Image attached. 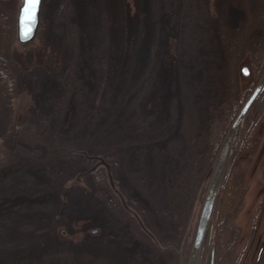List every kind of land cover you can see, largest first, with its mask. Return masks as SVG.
<instances>
[{"label":"rangeland","instance_id":"374dc122","mask_svg":"<svg viewBox=\"0 0 264 264\" xmlns=\"http://www.w3.org/2000/svg\"><path fill=\"white\" fill-rule=\"evenodd\" d=\"M21 4L0 0V264H177L204 204L180 170L209 144L206 99L225 85L250 96L264 78V0H43L27 44ZM262 112L264 91L231 157ZM234 161L248 233L264 210V134Z\"/></svg>","mask_w":264,"mask_h":264},{"label":"trees","instance_id":"16d2710c","mask_svg":"<svg viewBox=\"0 0 264 264\" xmlns=\"http://www.w3.org/2000/svg\"><path fill=\"white\" fill-rule=\"evenodd\" d=\"M253 59L255 62L254 67L256 70V77V73L260 75V73L264 71V49L254 53ZM169 77L167 80H170ZM225 86L229 88V91L226 94V98L223 97L218 105L213 106L210 97L206 99L209 110V119L205 125V140H207V143L209 144H207V148L199 156L198 160L200 163L196 165V163L192 160V165H190L191 169L190 171H187L186 175L180 170L179 182L181 190L183 191L184 189H188V181L192 184L199 183V201L201 204L204 203L205 195L212 175V170L216 165L217 158L227 132L236 116L239 114L247 98L249 97L250 89H248L247 95H245L246 92L244 93L242 90L238 96V93L235 95L234 91H231L232 89H230L229 85ZM259 114L255 113L247 120L245 131L242 136H240L238 141L239 145L234 151L233 157L230 159L229 168L227 170L224 183L221 187L220 197L212 216L214 217L213 219L215 221L214 242L217 236V224L219 223V206H223L222 211L225 222L230 225L232 213L235 211L233 200L236 198V194L239 192L237 189L242 187L243 173L240 171L239 167L236 166L234 161L235 157L242 153L254 152L257 148L259 136L264 134V112H262L263 116H259ZM195 234L196 230L192 237H190L188 234L183 240L180 248L177 250L179 255L177 264L188 263L195 239Z\"/></svg>","mask_w":264,"mask_h":264},{"label":"water","instance_id":"95a60500","mask_svg":"<svg viewBox=\"0 0 264 264\" xmlns=\"http://www.w3.org/2000/svg\"><path fill=\"white\" fill-rule=\"evenodd\" d=\"M43 0H39L38 4L36 5L35 11H34V19H30V17L33 15L32 10L27 8L26 0H22V4L19 9L18 19H17V37L18 41L22 44H27L31 41H33L37 35L38 28L40 25V18H41V9H42ZM27 9V11H26ZM30 28V32L27 33V36L25 35L27 29ZM243 73L245 76L249 75L248 68H243ZM264 90V78L260 82V84L256 87L252 95L248 98L245 105L239 112L237 119L235 120L232 128L229 130V134L226 138V142L224 146L227 144L228 146V154L225 158V161L221 167L220 170H218V163L220 160V156L222 154V151L224 149V146L222 147L221 152L219 153L218 160L216 162V165L214 166L212 170V175L210 179V185L204 200V204L201 210L197 232L195 236V240L191 249L190 257H189V263L188 264H200V257L202 253L203 243L206 238L207 232H208V241L209 244L212 241L213 238V231H214V222H211V217L213 214V210L215 207V203L218 197V194L221 189L222 181L224 178V174L226 172V169L229 164L230 157L232 155V152L236 145H232V137L235 128L244 120V117L252 107L253 103L257 99V97L260 95V93ZM214 258H215V252L214 247L212 249L211 257H210V264H214Z\"/></svg>","mask_w":264,"mask_h":264},{"label":"flooded vegetation","instance_id":"af4514ba","mask_svg":"<svg viewBox=\"0 0 264 264\" xmlns=\"http://www.w3.org/2000/svg\"><path fill=\"white\" fill-rule=\"evenodd\" d=\"M248 76H251L250 73ZM219 207L215 242L213 239L210 244L208 239L204 242L207 252L210 251L209 257L214 247V264H264V210L257 217L258 227H253L246 233L243 226L235 223L238 211H233L229 225L225 222L222 206Z\"/></svg>","mask_w":264,"mask_h":264},{"label":"snow or ice","instance_id":"6c2138e0","mask_svg":"<svg viewBox=\"0 0 264 264\" xmlns=\"http://www.w3.org/2000/svg\"><path fill=\"white\" fill-rule=\"evenodd\" d=\"M39 0H26L27 8L32 10L33 15L30 17V19H34V11L36 8V5L38 4ZM27 11V9H26ZM30 28L27 29L25 35L27 36V33L30 32Z\"/></svg>","mask_w":264,"mask_h":264},{"label":"bare ground","instance_id":"6f19581e","mask_svg":"<svg viewBox=\"0 0 264 264\" xmlns=\"http://www.w3.org/2000/svg\"><path fill=\"white\" fill-rule=\"evenodd\" d=\"M229 149H228V146H227V144L224 146V149H223V151H222V154H221V156H220V160H219V163H218V170H220L221 169V167H222V165H223V163H224V161H225V158H226V156H227V154H228V151Z\"/></svg>","mask_w":264,"mask_h":264}]
</instances>
